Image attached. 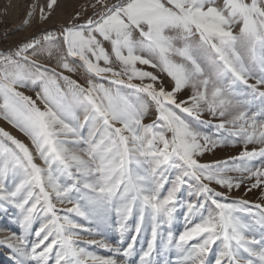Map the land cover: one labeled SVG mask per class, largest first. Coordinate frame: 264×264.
Here are the masks:
<instances>
[{
	"label": "snow or ice",
	"instance_id": "1",
	"mask_svg": "<svg viewBox=\"0 0 264 264\" xmlns=\"http://www.w3.org/2000/svg\"><path fill=\"white\" fill-rule=\"evenodd\" d=\"M56 4L48 0L39 9L42 21ZM97 5L100 11L82 24L45 31L0 53V119L32 145L0 128V202L18 210L21 228L0 244L13 250L15 264H121L117 256L128 264L147 218L150 239L139 264H206L213 245L214 264H264V204L227 202L213 187L264 186V107L255 109L238 91L243 84L253 99H264V0ZM35 11L33 5L26 23ZM70 58L87 74L84 83L64 74L78 71ZM250 64L259 67L258 78ZM185 90L190 94L178 99ZM150 110L155 119L145 123ZM205 113L218 118L217 133L226 137L214 139L193 126ZM225 142L243 150L230 160L200 161ZM257 158L259 166L252 163ZM54 200L71 205L65 215ZM178 208L185 209V226L175 236ZM67 213L104 222L112 217L121 243L134 234L122 248L82 241L81 232L91 229ZM82 242L100 243L114 255H95ZM170 252L174 258L157 260Z\"/></svg>",
	"mask_w": 264,
	"mask_h": 264
},
{
	"label": "rangeland",
	"instance_id": "2",
	"mask_svg": "<svg viewBox=\"0 0 264 264\" xmlns=\"http://www.w3.org/2000/svg\"><path fill=\"white\" fill-rule=\"evenodd\" d=\"M48 0H0V53H8L15 51L17 48L22 47L25 43L32 40L34 37L39 38V36L45 31L52 29L54 27L67 26L70 24H82L84 21L90 17H93L94 13L100 11L99 5L95 8L92 7L96 3V0H57L56 6L51 10V15L47 21H42L39 17V9L46 8ZM109 4L119 3V0H108ZM33 5H36V11L32 14L30 22L26 23L29 20L28 13L32 12ZM77 16L79 18H77ZM54 31L57 34L60 32ZM105 47L110 49V45L105 42ZM47 62V61H45ZM70 62L73 63V66L78 68L76 73H67L65 75H71L73 79L79 80V82L84 83L87 74L84 72L83 68L79 67V61L73 60L70 58ZM54 63V62H50ZM118 67V65H114ZM138 67L146 68V66L138 65ZM250 70L255 73V76L258 78L260 75L259 67L256 66L252 68L251 64L249 65ZM60 71V69H57ZM148 71H155L151 68H146ZM162 79L165 80V86L170 87L171 82L167 80L166 77L162 76ZM103 82V81H98ZM138 82V81H137ZM255 83V79L249 80V84ZM26 95H30L35 99V93L31 89H21ZM238 91L242 96H246L252 103L253 107L259 110L261 107H264V99L259 96H255L253 99L254 93L250 88L245 87L243 84H240ZM261 91H264V88H261ZM190 94V90H185L184 92L178 95V99L186 98ZM39 103V101H38ZM155 119V115L152 110H150L149 115L145 118V123H149ZM203 123L199 121H194L193 126L196 127L199 131L212 136L214 139L220 135V138L227 136V133L218 134L215 125L218 123V118H213L209 114L205 113L203 116ZM0 128L11 133L17 139H20L24 143L28 144L29 147H32L30 140L19 130L12 127L3 119H0ZM259 145H249V150L253 148H258ZM243 150L241 144L232 145L231 143L225 142L216 146L213 150L206 152L203 156L199 157L202 163H213L216 161H225L230 160L232 157L238 156L239 153ZM38 164L41 161H36ZM256 166H259L260 160L257 158L252 162ZM227 175L234 178L239 177L241 174L237 172H230ZM254 181H247L241 185L239 189H233L228 191L227 189L221 188L217 185H213L217 191L225 193L227 196V202H232L234 200H247L250 204H264V186L261 188L253 189L248 191L251 183ZM8 184H11V180L7 181ZM58 211V215H65L64 209L71 207V205L64 204L61 205L55 200ZM0 240L5 236L10 235L13 232L21 233V228L18 223L17 217L19 215L18 210L11 205H7L3 202H0ZM253 211H257L253 209ZM185 214V209L178 208L175 214V220L172 224V232L175 236H178L180 232L183 231L185 222L183 216ZM70 219H73L76 223L82 225L84 229H91V234L87 232H81L82 241L87 240H96L98 242L103 241L104 243L109 244L112 248H122L128 243V238L134 233L129 232L126 234V237L121 243V238L119 232L116 230V225L114 219L109 217L107 222L95 219H85L83 217L77 216L75 213H67ZM247 222H251L252 218L249 216L243 217ZM136 216L135 213L133 217L129 220V226L133 227L135 224ZM40 221H37V224H34V228L38 226ZM253 235L257 239L260 238L261 229L258 227L253 232ZM31 239V237H30ZM150 239V224L146 218L145 224L142 228L140 235L137 237L136 249L134 255L129 259L128 264H139V254L142 248H145L148 240ZM88 252H91L98 256L109 257L114 254L101 246L100 243L96 244H87L81 243ZM217 250V246L213 245L212 252L208 256L206 264H214L213 256ZM175 253L170 252L167 257L163 255H158L157 260L163 258L172 259L174 258ZM118 261H121L122 257H116ZM0 264H15L13 250L8 248L5 244H0ZM49 264H54V260H50Z\"/></svg>",
	"mask_w": 264,
	"mask_h": 264
},
{
	"label": "trees",
	"instance_id": "3",
	"mask_svg": "<svg viewBox=\"0 0 264 264\" xmlns=\"http://www.w3.org/2000/svg\"><path fill=\"white\" fill-rule=\"evenodd\" d=\"M58 30H60V27H54V28L49 29V30H47V31H58Z\"/></svg>",
	"mask_w": 264,
	"mask_h": 264
}]
</instances>
